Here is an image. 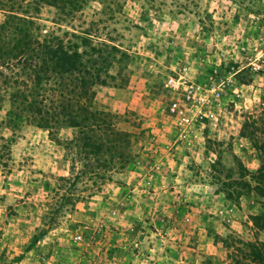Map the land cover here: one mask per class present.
<instances>
[{"label": "rangeland", "instance_id": "obj_1", "mask_svg": "<svg viewBox=\"0 0 264 264\" xmlns=\"http://www.w3.org/2000/svg\"><path fill=\"white\" fill-rule=\"evenodd\" d=\"M27 10L40 39L83 50L74 35L87 31L119 50L92 104L115 115L130 160L85 170L70 142L77 128L11 129L0 89V264H264L254 220L264 212V0H87L72 17L47 3ZM174 101L188 125L169 110Z\"/></svg>", "mask_w": 264, "mask_h": 264}, {"label": "trees", "instance_id": "obj_2", "mask_svg": "<svg viewBox=\"0 0 264 264\" xmlns=\"http://www.w3.org/2000/svg\"><path fill=\"white\" fill-rule=\"evenodd\" d=\"M21 1L27 0H0L4 16L0 20V89L9 90L7 126L16 129L27 123L49 132L62 125L77 128L70 142H79L77 154L85 160V170L90 168L95 174L100 168H124L130 160L121 152L129 143L127 133L115 127L114 114L92 104V87L105 82L109 75L103 65L119 50L110 40L94 41L87 31L74 35L85 46L83 50H79V44L70 45V40L64 44L60 37L40 39L35 35L34 22L27 14L29 7L36 10L41 3L53 4L63 15L72 17L87 0H28L27 9ZM74 162L73 156L71 172ZM261 171L256 173L261 176ZM259 184L256 181L250 191L262 194ZM254 220L264 229V212L255 215Z\"/></svg>", "mask_w": 264, "mask_h": 264}, {"label": "built area", "instance_id": "obj_3", "mask_svg": "<svg viewBox=\"0 0 264 264\" xmlns=\"http://www.w3.org/2000/svg\"><path fill=\"white\" fill-rule=\"evenodd\" d=\"M170 88L176 90L179 88V81H176L174 78L169 77L168 84ZM169 110L176 114L179 120V123L182 125H188L190 123V116L182 109L176 101L172 102L169 107ZM81 236L77 235L76 239H80Z\"/></svg>", "mask_w": 264, "mask_h": 264}, {"label": "crops", "instance_id": "obj_4", "mask_svg": "<svg viewBox=\"0 0 264 264\" xmlns=\"http://www.w3.org/2000/svg\"><path fill=\"white\" fill-rule=\"evenodd\" d=\"M111 198H114V197L111 196ZM166 253H167V252H166V250H165V251H164V255H165L164 257H165V258H167V255H168V254H166ZM139 260H145V258H144V259H139ZM136 261H137V260H135L134 262L136 263ZM139 262H140V261H139Z\"/></svg>", "mask_w": 264, "mask_h": 264}]
</instances>
